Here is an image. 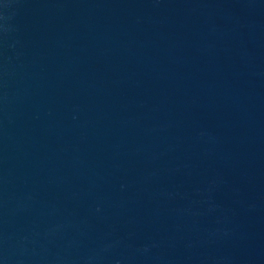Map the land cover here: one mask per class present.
I'll use <instances>...</instances> for the list:
<instances>
[{"label": "water", "instance_id": "water-1", "mask_svg": "<svg viewBox=\"0 0 264 264\" xmlns=\"http://www.w3.org/2000/svg\"><path fill=\"white\" fill-rule=\"evenodd\" d=\"M0 264H264V0H0Z\"/></svg>", "mask_w": 264, "mask_h": 264}]
</instances>
